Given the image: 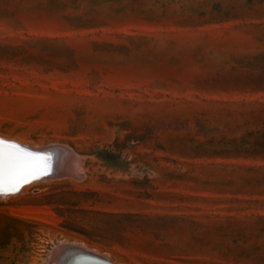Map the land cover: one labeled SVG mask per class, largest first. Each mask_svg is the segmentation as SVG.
Masks as SVG:
<instances>
[{
    "label": "rangeland",
    "instance_id": "1",
    "mask_svg": "<svg viewBox=\"0 0 264 264\" xmlns=\"http://www.w3.org/2000/svg\"><path fill=\"white\" fill-rule=\"evenodd\" d=\"M0 138L84 169L0 197V264H264V0H0Z\"/></svg>",
    "mask_w": 264,
    "mask_h": 264
},
{
    "label": "snow or ice",
    "instance_id": "2",
    "mask_svg": "<svg viewBox=\"0 0 264 264\" xmlns=\"http://www.w3.org/2000/svg\"><path fill=\"white\" fill-rule=\"evenodd\" d=\"M52 157L30 153L18 144L0 138V195H14L39 174H48Z\"/></svg>",
    "mask_w": 264,
    "mask_h": 264
},
{
    "label": "water",
    "instance_id": "3",
    "mask_svg": "<svg viewBox=\"0 0 264 264\" xmlns=\"http://www.w3.org/2000/svg\"><path fill=\"white\" fill-rule=\"evenodd\" d=\"M23 151L37 154H47L52 157L51 168L48 174L38 175L37 177L31 178V182L48 179L66 178L71 176L64 170L62 165L65 162V158L68 156L67 150L63 148H50L45 151L33 152L30 150L22 149ZM29 183H25L27 185ZM21 188L14 195L20 193ZM14 195H0V197L14 196ZM63 251V252H62ZM57 264H111L104 258L98 257L91 253L83 252L75 248H65L57 256Z\"/></svg>",
    "mask_w": 264,
    "mask_h": 264
},
{
    "label": "bare ground",
    "instance_id": "4",
    "mask_svg": "<svg viewBox=\"0 0 264 264\" xmlns=\"http://www.w3.org/2000/svg\"><path fill=\"white\" fill-rule=\"evenodd\" d=\"M4 140L5 141H10V140H6V139H4ZM10 142L18 144L20 146V148H22V149L30 150V151H33V152L45 151V150L50 149V148H63L65 150H67V152H68V156L65 158V162L62 165V167H64V170L71 176V178L73 177L74 179H77V177L82 176V173H83L84 169H82L81 160L76 156L77 154L74 151H72L70 148H68L66 146H63L61 144L51 143L50 146L47 145V146H44V147H33L31 144L27 145V144H23V143L12 141V140ZM42 174L43 173H41L39 175H42ZM27 185L23 186L21 189H23ZM65 248H75V249H78L79 251L81 249V251H83L84 253L85 252L91 253L93 255H96L98 257L106 259L111 264H114L108 259L109 256L107 257L106 254H102L101 252H99L96 249L94 250L92 248H89V247H87V245L82 244V243L78 244L76 242L72 243V242H66V241H63L62 243H60L58 246H56L51 251L50 255L47 257V260H45L46 263H44V264H57V261H58L57 260V256L61 252V250L65 249ZM89 249H92V250H89Z\"/></svg>",
    "mask_w": 264,
    "mask_h": 264
},
{
    "label": "clouds",
    "instance_id": "5",
    "mask_svg": "<svg viewBox=\"0 0 264 264\" xmlns=\"http://www.w3.org/2000/svg\"><path fill=\"white\" fill-rule=\"evenodd\" d=\"M133 176H134V178H137V179H144V175H136L135 173H133ZM158 176V173L157 172H155V171H150L149 173H148V177H149V179H151V178H155V177H157Z\"/></svg>",
    "mask_w": 264,
    "mask_h": 264
}]
</instances>
